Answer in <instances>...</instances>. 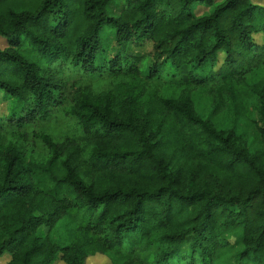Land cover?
Wrapping results in <instances>:
<instances>
[{
    "label": "trees",
    "instance_id": "1",
    "mask_svg": "<svg viewBox=\"0 0 264 264\" xmlns=\"http://www.w3.org/2000/svg\"><path fill=\"white\" fill-rule=\"evenodd\" d=\"M0 43L3 264H264V0H0Z\"/></svg>",
    "mask_w": 264,
    "mask_h": 264
},
{
    "label": "rangeland",
    "instance_id": "2",
    "mask_svg": "<svg viewBox=\"0 0 264 264\" xmlns=\"http://www.w3.org/2000/svg\"><path fill=\"white\" fill-rule=\"evenodd\" d=\"M0 44H2V43H0ZM203 99H204L203 95H201V97L197 98L198 105L200 107H201V104L203 102ZM201 109H202V107H201ZM1 110L5 111L3 104H0V111ZM202 115L204 117L208 116V111L206 113L204 112ZM219 121L223 124H228L229 123L228 116H226L224 118L220 117L218 122ZM238 126L242 130V132L247 135L248 140L250 141L251 145H253L254 148L259 147L260 139H259L256 131L254 130L253 125L248 120H246L245 118H241L239 123H238ZM227 257L228 256H222L221 257V259H222L221 264H230L227 261ZM6 260H7V256H6V254H4L3 257L0 258V264H3ZM90 261H94L96 264H108L109 263L108 259L104 255H101V254H97V255L89 258L88 262L91 263ZM56 264H63V263L59 262Z\"/></svg>",
    "mask_w": 264,
    "mask_h": 264
}]
</instances>
